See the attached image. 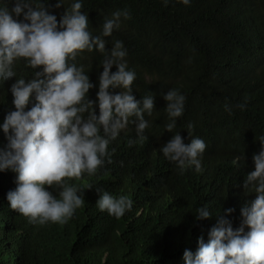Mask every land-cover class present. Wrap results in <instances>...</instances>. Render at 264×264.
<instances>
[{
    "label": "trees",
    "instance_id": "1",
    "mask_svg": "<svg viewBox=\"0 0 264 264\" xmlns=\"http://www.w3.org/2000/svg\"><path fill=\"white\" fill-rule=\"evenodd\" d=\"M56 2L47 0L46 6L59 20L64 9ZM73 2L63 0L64 8ZM81 2L93 35L101 34L105 17L128 11L130 18L121 17L119 29L104 39L108 49L122 42L128 70L136 74V99L154 93V110L144 115L147 139L129 146L138 139L129 123L108 145L111 163L96 175L67 180L83 190L84 204L66 223L33 224L11 210L7 193L17 186L15 173L0 172V264H185L184 250L195 252L202 229L207 242L216 215L233 208L226 218L237 228L241 208L255 198L242 185L264 136V0ZM4 6L11 8L12 0H0ZM102 59L94 50L75 62L97 83ZM15 70L17 78L33 74L22 62ZM15 79L0 84V123L15 110L10 92ZM170 89L185 97L173 133L165 130L170 121L163 95ZM97 91L90 89L89 98L95 100ZM189 124L192 136L206 144L199 171L195 166L181 171L160 151L176 132L189 144ZM6 143L0 131V146ZM48 190L59 198L58 190ZM98 190L127 196L131 209L120 218L100 211ZM204 205L213 216L197 221L196 209Z\"/></svg>",
    "mask_w": 264,
    "mask_h": 264
},
{
    "label": "clouds",
    "instance_id": "2",
    "mask_svg": "<svg viewBox=\"0 0 264 264\" xmlns=\"http://www.w3.org/2000/svg\"><path fill=\"white\" fill-rule=\"evenodd\" d=\"M178 2L187 5L189 0ZM12 4L0 7V84L16 78L10 86L15 110H9L0 123L7 141L0 146V172L15 173L17 185L7 193V201L11 210L30 223H66L84 204L83 190L67 180L96 175L106 162L111 163L108 145L129 123L135 125L138 138L129 140V146L143 144L150 126L144 115L154 110V93L137 100L132 89L136 74L128 70L122 42L106 47L104 37L119 29L121 17L130 18L127 10L105 17L101 34L93 35L81 0L67 8L63 0H57L55 7L64 9L59 20L49 13L47 0H12ZM94 50L103 55L97 83L75 62L83 52ZM20 62L33 70L31 78H17ZM93 88H98L95 100L89 98ZM163 99L170 121L165 130L173 133L176 118L183 115L185 97L170 89ZM192 128L189 124V144L176 132L160 149L181 171L191 166L199 171V157L206 149L201 138L192 136ZM259 143L260 151L252 157L254 170L242 185L255 198L241 208L239 227L226 218L233 208L220 212L207 232V242L202 229L195 252L184 250L185 264H264V136ZM48 189L58 190L59 198ZM96 204L116 218L132 207L127 196L117 198L107 191H101ZM212 216L207 205L196 209L197 221Z\"/></svg>",
    "mask_w": 264,
    "mask_h": 264
}]
</instances>
